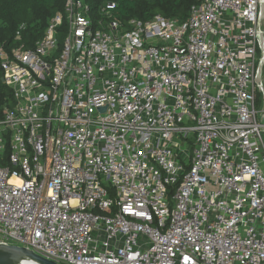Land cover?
Returning a JSON list of instances; mask_svg holds the SVG:
<instances>
[{
  "label": "built area",
  "instance_id": "1",
  "mask_svg": "<svg viewBox=\"0 0 264 264\" xmlns=\"http://www.w3.org/2000/svg\"><path fill=\"white\" fill-rule=\"evenodd\" d=\"M114 8L104 24L66 0L33 47L0 45V244L61 264H264V0H200L183 22Z\"/></svg>",
  "mask_w": 264,
  "mask_h": 264
},
{
  "label": "trees",
  "instance_id": "2",
  "mask_svg": "<svg viewBox=\"0 0 264 264\" xmlns=\"http://www.w3.org/2000/svg\"><path fill=\"white\" fill-rule=\"evenodd\" d=\"M66 0H0V45L24 44L26 47H33L40 39L48 25L49 20L57 13L63 12ZM90 6L91 15L94 19H102L103 23L107 18L101 14L100 8L106 2H114L112 18L121 23L129 19L140 20L150 19L156 14L163 17L176 19L178 22L185 21L193 4L200 0H85ZM24 24L20 30L19 39L15 33L19 26ZM66 27L64 20L62 28ZM59 37V45L62 41ZM2 70L0 68V113L4 108L13 105L11 89L1 80ZM9 147L6 146L3 155H0V166L8 164ZM172 193V189L170 190Z\"/></svg>",
  "mask_w": 264,
  "mask_h": 264
},
{
  "label": "water",
  "instance_id": "3",
  "mask_svg": "<svg viewBox=\"0 0 264 264\" xmlns=\"http://www.w3.org/2000/svg\"><path fill=\"white\" fill-rule=\"evenodd\" d=\"M1 80L3 81V77ZM24 261H31L35 264H61L47 259L25 246L0 244V264H21Z\"/></svg>",
  "mask_w": 264,
  "mask_h": 264
},
{
  "label": "rangeland",
  "instance_id": "4",
  "mask_svg": "<svg viewBox=\"0 0 264 264\" xmlns=\"http://www.w3.org/2000/svg\"><path fill=\"white\" fill-rule=\"evenodd\" d=\"M260 105H261V95L258 94L256 106L259 107Z\"/></svg>",
  "mask_w": 264,
  "mask_h": 264
},
{
  "label": "bare ground",
  "instance_id": "5",
  "mask_svg": "<svg viewBox=\"0 0 264 264\" xmlns=\"http://www.w3.org/2000/svg\"><path fill=\"white\" fill-rule=\"evenodd\" d=\"M21 264H35V263H33V262H31V261H24V262H22Z\"/></svg>",
  "mask_w": 264,
  "mask_h": 264
}]
</instances>
